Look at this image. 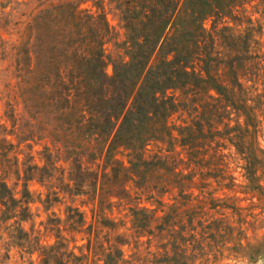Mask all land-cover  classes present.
I'll return each instance as SVG.
<instances>
[{
    "label": "trees",
    "instance_id": "trees-1",
    "mask_svg": "<svg viewBox=\"0 0 264 264\" xmlns=\"http://www.w3.org/2000/svg\"><path fill=\"white\" fill-rule=\"evenodd\" d=\"M250 5L264 13V0H18L3 25L12 38L0 39L17 83L12 110L16 121L25 120V130L52 138L58 152L45 146V164L24 162L18 198L21 169L14 170L15 185L8 177L19 157L15 154L12 162L15 145L2 139L0 227L18 217L12 241L29 251L40 249L43 264H84L64 236L47 247L34 234L39 229L23 226L33 216L28 181L53 182L63 147L66 159L74 156L70 180L76 194L99 201L96 237L106 230L109 245L98 239L96 252L104 264H120L122 244L130 243L119 232L124 220L106 216V209L113 213L115 205L131 204L129 229L139 243L143 233L153 234L160 226L154 209L140 204L144 194L158 195L155 200L163 203L165 193L177 188L185 197L197 177L219 175L223 143L217 137L223 118L236 111L248 116L246 131L258 125L255 107L247 104L246 81L264 82V24L247 15ZM107 8L125 29L119 43L124 56L112 75L106 71L105 43L113 33ZM208 18H214L211 29L204 23ZM230 19L247 25H231ZM103 157L101 168L97 160ZM59 199L54 190L45 200L51 205ZM66 221V229L79 231L87 223L84 211L72 205ZM60 224L61 219L50 217L46 228L61 231ZM86 228L91 234L94 224Z\"/></svg>",
    "mask_w": 264,
    "mask_h": 264
},
{
    "label": "rangeland",
    "instance_id": "rangeland-1",
    "mask_svg": "<svg viewBox=\"0 0 264 264\" xmlns=\"http://www.w3.org/2000/svg\"><path fill=\"white\" fill-rule=\"evenodd\" d=\"M17 1L0 0V39L12 38L3 25L5 13L12 12ZM85 5L87 4H83ZM107 11L113 33L105 43L108 55L106 71L112 75L115 62L121 55L124 56V50L119 43L125 37V29L109 8ZM247 15H251L255 22L261 18L260 21L264 24V13L256 11L255 7L248 6ZM204 23L211 29L214 18H208ZM228 23L238 25L233 19ZM246 25L247 22L244 21L238 27ZM3 55L0 40V143L6 138L15 145L10 156L13 162V156L18 154V164L13 165L8 180L12 186L15 185L18 176L14 170L19 167L21 179L16 187V196L20 198L25 180L24 169L27 166L24 162L43 165L46 163L43 152L45 146H49L57 154L58 145L50 137L40 138L39 133L32 134L25 130L24 119L16 121L18 114L14 115L12 108L17 83L12 72V58H3ZM262 81L260 79L255 84L253 80L246 81L251 90V98L247 100V104L255 107L252 117L253 122L258 123L257 128L254 129L250 124L249 131H246L248 116L244 113L237 114L236 111L226 115L219 125L221 136L217 138L223 143L219 146V152L223 153L219 175H209L206 179L197 177L195 185L188 189L185 197L179 194L177 188L164 194L163 203L155 200L158 195L154 198H148L145 194L142 196L140 204L154 209L159 216L156 224L160 226H155L153 234L146 231L141 235L139 243L131 236L134 232L133 228L129 229L132 226L129 210L131 204L119 207L115 205L113 213L106 209V216L120 222L124 220L125 225H120L119 232L126 233L130 239V243L122 244L125 254L120 264H264V96L258 95L264 92ZM179 113H175L174 120ZM238 122L241 127L236 128ZM212 145H216V142ZM64 148L60 153L61 159L57 162L59 168L55 170L53 182L51 180L50 184H43L37 178L28 181L32 191L30 207L33 216L23 221V226L29 231L33 226L36 230L39 229L40 232L36 231L34 234H39L41 243L47 247L62 240L64 236L69 250L82 256L84 264H104V257L96 252L98 239L103 240L105 246L109 245L103 236L106 230L96 237L99 201L91 200L87 194H76L74 180H70L74 156L66 159L67 152ZM3 149L1 146L0 150ZM212 152L213 149L210 153ZM210 153L207 157H210ZM1 157L0 155V159ZM97 162L102 168L104 157ZM2 172L3 167L0 166V175ZM54 190L59 191L60 199L50 205L45 199L47 193ZM70 205L79 207L85 213L87 223L81 231L65 228ZM2 208L0 202V216ZM50 217L61 219L58 226L61 231L57 228H46ZM17 218L13 216L7 219L0 227V264H43L40 249L33 248L29 251L12 241L10 233L18 232L15 228L18 224L15 222ZM91 223L94 224V229L90 234L86 227ZM164 223H168V226ZM150 237L153 238L149 243Z\"/></svg>",
    "mask_w": 264,
    "mask_h": 264
}]
</instances>
